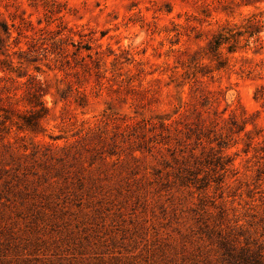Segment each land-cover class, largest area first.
I'll return each instance as SVG.
<instances>
[{
    "label": "rangeland",
    "instance_id": "374dc122",
    "mask_svg": "<svg viewBox=\"0 0 264 264\" xmlns=\"http://www.w3.org/2000/svg\"><path fill=\"white\" fill-rule=\"evenodd\" d=\"M253 13L264 45V0H0V108L49 109L0 131V264L264 255V47L202 56Z\"/></svg>",
    "mask_w": 264,
    "mask_h": 264
},
{
    "label": "trees",
    "instance_id": "16d2710c",
    "mask_svg": "<svg viewBox=\"0 0 264 264\" xmlns=\"http://www.w3.org/2000/svg\"><path fill=\"white\" fill-rule=\"evenodd\" d=\"M261 18L259 14L253 13L245 19L242 24L228 23L212 34L207 42L206 48L203 50V58L210 61H217V69L228 66V60L225 54H235L250 47L255 43V53H260V49L264 47L260 33L262 31ZM89 49V47L87 48ZM185 73H192L194 81L201 82L198 74H207L205 69H209L208 64L195 62L192 66L183 63ZM45 91L40 86V82L36 81L35 89L30 92L28 104L30 108L28 112L22 114L16 107L0 108V131L10 132L11 126L16 124L20 130H37L42 126V120L48 115L49 109L44 105L41 96ZM10 123V126L7 125ZM161 126H166L165 118L161 117L159 121ZM244 126L242 130H245ZM221 248L223 250V259L226 264H264V255L257 250H251L249 247L236 246L231 244L225 238L221 239Z\"/></svg>",
    "mask_w": 264,
    "mask_h": 264
}]
</instances>
